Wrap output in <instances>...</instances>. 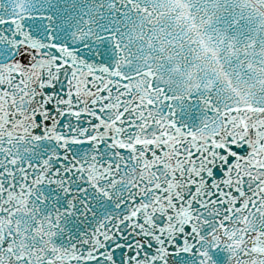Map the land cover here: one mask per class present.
<instances>
[{
    "label": "snow or ice",
    "instance_id": "1",
    "mask_svg": "<svg viewBox=\"0 0 264 264\" xmlns=\"http://www.w3.org/2000/svg\"><path fill=\"white\" fill-rule=\"evenodd\" d=\"M0 264H264V0H0Z\"/></svg>",
    "mask_w": 264,
    "mask_h": 264
}]
</instances>
